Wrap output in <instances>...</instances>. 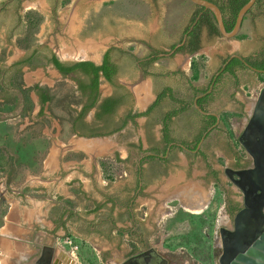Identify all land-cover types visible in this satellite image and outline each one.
<instances>
[{
  "label": "crops",
  "instance_id": "crops-1",
  "mask_svg": "<svg viewBox=\"0 0 264 264\" xmlns=\"http://www.w3.org/2000/svg\"><path fill=\"white\" fill-rule=\"evenodd\" d=\"M108 1L67 0L61 30L48 41L62 64L98 66L108 46L140 57L144 48L120 38L175 33L161 25L163 0H144L151 7L144 18L108 15L103 22L112 19L114 30L82 33L90 12L79 16L78 6L98 12ZM245 15L234 37L212 36L191 55L158 54L115 81L98 71L94 92L82 70L62 73L41 59L0 72V264H33L43 246H53L51 261L69 264L64 235L79 246L75 264L98 254L116 264L141 249L131 247L143 241L136 228L172 208L200 212L214 192L209 175L229 162V141L238 151L235 138L264 85V74L242 63L225 69L231 54L254 59L264 52V16L250 15L247 33ZM43 23L46 36V17ZM52 37H59L56 46ZM23 54L4 51L0 69ZM105 100L112 106L102 111Z\"/></svg>",
  "mask_w": 264,
  "mask_h": 264
},
{
  "label": "water",
  "instance_id": "water-1",
  "mask_svg": "<svg viewBox=\"0 0 264 264\" xmlns=\"http://www.w3.org/2000/svg\"><path fill=\"white\" fill-rule=\"evenodd\" d=\"M188 1L211 13L218 35L232 38L239 31L244 15L255 0H247L238 8L230 30H225L221 11L215 3L209 0ZM232 57L252 70L264 73V70L250 66L241 56L231 54L228 59ZM193 106L204 113L195 99ZM211 115L216 119L214 114ZM236 140L250 163L243 168H225L231 172L230 181L240 192V207L233 213L230 225L223 224L217 228V264H264V85L259 88ZM206 205L207 202L199 211ZM53 249V246H43L33 264H58V259L51 261ZM70 260L75 264L73 258H69L67 263ZM116 264H167V260L156 249L148 246L125 256Z\"/></svg>",
  "mask_w": 264,
  "mask_h": 264
},
{
  "label": "flooded vegetation",
  "instance_id": "flooded-vegetation-1",
  "mask_svg": "<svg viewBox=\"0 0 264 264\" xmlns=\"http://www.w3.org/2000/svg\"><path fill=\"white\" fill-rule=\"evenodd\" d=\"M211 2L215 3L218 6L219 4L225 2V0H215V2L211 0ZM86 8L90 13H88V18L84 20V25L82 28L83 30H81L82 33H84L85 35H89L94 30L105 28L108 26L113 30L116 28L117 25L112 24V19H109L105 24L103 20L97 18L98 15L95 17L93 5H88V7L82 5L78 6V10L80 13L79 16ZM28 9H37L40 12L42 11V14L46 16V19L49 23V31L46 36H44L42 43H37L35 41L33 44H27L26 46L24 45L22 47V49L24 50V54L19 57V59L25 57L31 50L35 49V52H37V54H40L41 60L46 63H51V61H49L51 53L49 51L48 41L50 40V34H59L61 30L60 18L63 14H65L67 10V0H0V51L3 50V52H10L13 47L20 48V39L24 36L23 32L25 30L26 22H29V20L24 17V12ZM223 10L225 9L223 8ZM205 11L206 9L194 5V9L192 10L191 14L185 17L184 23L180 26V28H178V31L176 33L170 34L169 36L161 34L151 38H146L145 36L135 38L128 36L120 38L121 41H128L132 44H135L136 46L138 45L144 48V53L140 57H133L131 54L125 53L122 50L121 46H117L119 47V49L108 46L109 48L107 47L101 54L100 62L102 63L104 54H106L107 63L113 69L111 73V80L115 81L118 75L130 74V76H132L135 74V71H141V68H143L144 66H148L150 61H152L153 56H157L158 54H167L173 51L191 55L193 52L201 48L203 46V43L210 39V37L218 36V34L209 35L206 25L200 24L197 30L198 47L193 51H188V47H190L192 43L189 32L194 27L197 19L200 16L207 14V12ZM248 12H251L250 15L253 19L260 18V15L264 16V7L257 6L256 3H253V5L246 13ZM224 13L225 11H221L222 16L225 18L227 17V12L225 14ZM120 28H124V25H120ZM107 30L108 29L104 31L107 32ZM51 41H53V45L55 46L58 44V41L53 37L51 38ZM261 53L260 55L263 56L264 52ZM4 56L5 55L1 56L0 61L4 60ZM243 59L248 64V61L252 60L251 57L244 56ZM98 74L100 75V73ZM236 144L238 145L237 140ZM225 148L229 162L227 164L220 165L218 169H215V173L209 175L211 178L210 184L212 186V191H214V187H217L218 191L222 194L226 192V186L222 183L221 177H223L224 180L229 183L228 185H233L230 181L231 172L225 168H243L248 166L250 163L249 157L243 152L240 146L238 147L237 151V149H235V147L229 141L228 144L225 145ZM238 194L240 196L239 190ZM237 206L238 207L236 208L232 206L231 210V208H229L227 205V210L230 216L229 225L231 223V217L233 213L240 207V202ZM231 211L233 212L231 213ZM140 245L141 249L146 248L143 246L142 240L140 241ZM134 251L135 250H132V252Z\"/></svg>",
  "mask_w": 264,
  "mask_h": 264
},
{
  "label": "rangeland",
  "instance_id": "rangeland-1",
  "mask_svg": "<svg viewBox=\"0 0 264 264\" xmlns=\"http://www.w3.org/2000/svg\"><path fill=\"white\" fill-rule=\"evenodd\" d=\"M163 2L165 3V22L161 23V25L166 26L165 28L163 27L166 32L175 30L173 32L176 33L180 24L184 23L185 17L191 14L194 4L188 0H163ZM150 8L149 4L145 3L144 0H111L102 3L97 10L98 12H95L94 15L95 17L98 15L102 20L108 19V15L111 16L113 14L116 17H124V14H128L137 18H144V14H147ZM250 13L248 12L245 15L246 26L241 29L242 32H250ZM24 15L26 19H31V21L26 22L23 32L24 36L20 39V48L27 44H33L35 41H42L44 36L45 26L43 20L46 16L42 14V11L28 9L24 12ZM55 39L59 40V37ZM221 178L222 183L226 186V192L222 194L217 187H214L213 195L210 197L206 207L199 213L191 212L192 206L187 207L186 211L178 207H171V211L163 214L159 221L155 220L149 228H136L135 232H141L143 236V246H151L157 249L166 258L168 264H217L219 247L215 232L217 233V228L220 225L229 224L230 216L227 205L232 210V206L238 207L240 200L237 188L233 185H228L229 183L223 177ZM131 247L138 249L141 246L132 243ZM93 258L90 264L109 263L103 260L104 258L101 257V254ZM81 264L84 263L81 262Z\"/></svg>",
  "mask_w": 264,
  "mask_h": 264
},
{
  "label": "trees",
  "instance_id": "trees-1",
  "mask_svg": "<svg viewBox=\"0 0 264 264\" xmlns=\"http://www.w3.org/2000/svg\"><path fill=\"white\" fill-rule=\"evenodd\" d=\"M211 1V0H209ZM215 2V0H213ZM247 0H225V2L221 3L218 5V8L220 9V11L225 13L227 12V17H223V25L225 30H230L233 22H234V18H235V14L238 10V8L244 4ZM257 6H263L264 7V0H255V2ZM223 8L225 10H223ZM205 12H207V14H204L202 16H200L194 27L192 28V30L189 32V35L191 36V45L190 47H188V51H193L198 47V39H197V30L200 24H205L207 27V31L209 35L212 34H218L216 27H215V22L213 19V16L211 15V13L206 10ZM224 13V14H225ZM30 19V18H29ZM31 21V19L29 20ZM36 50L33 49L31 50L25 57L20 58L19 60L15 61L14 63H12L9 67H12L10 69H4L1 70L0 72H3V74H6L9 71H13L15 72V69L13 67H15L16 65H22L23 63H28L33 61L34 59L39 62V60L41 59L40 54H37V52H35ZM3 50L1 51V56L3 55ZM262 54V53H261ZM1 59V57H0ZM49 61H51V63L53 64V66L55 68H57L60 72L62 73H66V72H70L74 69H80L82 70L84 73L88 74L90 76L89 78V84H87L85 87H88L92 92L95 91L96 86H97V78H98V71L101 72L102 76L109 80L111 77V73L113 71L112 67H110L107 63L106 60V55L102 61V63L100 65H94L92 62L90 61H77L74 63H71L69 65H64L62 64L54 54H51V56L49 57ZM249 64L251 66H253L254 68L257 69H261L264 70V55L260 56V57H254V59L248 61ZM241 62L236 59V58H231L230 61L227 63L226 68L232 66V65H240ZM43 99V96L41 97ZM200 99H197V104L199 102ZM95 101V96L91 97V101L90 104H92ZM112 106V100H105L101 105H100V109L102 111H107L110 109V107ZM213 173H215V171H213Z\"/></svg>",
  "mask_w": 264,
  "mask_h": 264
},
{
  "label": "built area",
  "instance_id": "built-area-1",
  "mask_svg": "<svg viewBox=\"0 0 264 264\" xmlns=\"http://www.w3.org/2000/svg\"><path fill=\"white\" fill-rule=\"evenodd\" d=\"M264 74V73H263ZM216 234V232H215ZM60 244L66 248L71 258L76 260V254L78 252V244L73 240L70 235H64L60 238Z\"/></svg>",
  "mask_w": 264,
  "mask_h": 264
},
{
  "label": "bare ground",
  "instance_id": "bare-ground-1",
  "mask_svg": "<svg viewBox=\"0 0 264 264\" xmlns=\"http://www.w3.org/2000/svg\"><path fill=\"white\" fill-rule=\"evenodd\" d=\"M58 264H59V263H58ZM69 264H72V261H71Z\"/></svg>",
  "mask_w": 264,
  "mask_h": 264
}]
</instances>
